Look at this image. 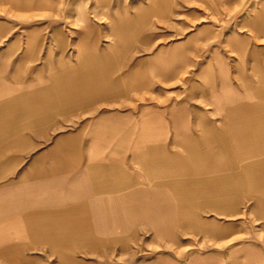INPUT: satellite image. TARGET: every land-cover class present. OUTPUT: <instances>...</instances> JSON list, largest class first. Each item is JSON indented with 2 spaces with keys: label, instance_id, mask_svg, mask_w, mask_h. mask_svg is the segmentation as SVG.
Masks as SVG:
<instances>
[{
  "label": "rangeland",
  "instance_id": "374dc122",
  "mask_svg": "<svg viewBox=\"0 0 264 264\" xmlns=\"http://www.w3.org/2000/svg\"><path fill=\"white\" fill-rule=\"evenodd\" d=\"M155 1L0 0V70L6 72L18 63L21 73L36 78L35 68L45 70L59 58L74 61L78 44L92 53V63L116 68L110 79L146 83L121 84L84 97L22 130L29 144L3 157L11 162L6 179L28 178L36 168H47L52 161L48 152L56 138L77 133L81 150L74 158L77 168L91 164L96 154L99 159L117 160L135 177L142 158L134 148L139 143L134 139L155 133L170 144L171 139L179 138L171 119L181 113L188 123L179 129H192L194 139L214 150L206 153L213 156L210 159L224 166L223 170H209L208 174L193 171L191 175L196 189L203 187L200 177L209 179L207 186L229 189L224 213L200 211L216 226L204 232L183 224L174 233H156L149 223L134 222L127 232L104 235L106 242L96 247L77 234L72 237L77 244L65 247L64 262L264 264V204L259 200L263 190L256 191L258 205L250 211L247 180L240 182L244 175L247 179L250 163L249 167L257 170V186L264 185V167H257L256 156L258 144L264 147V121L249 123L253 139L249 153L255 156L254 163V157L247 158L245 151L236 150L233 144L230 127L233 122L236 128L243 126L242 117L233 122L228 117L233 108L243 111L250 104L257 115L263 106L259 94L264 88V29L254 20L264 8V0H160L166 10L149 13L142 25L136 24L139 9L153 7ZM27 30H38L44 44L33 57L20 61ZM158 115L164 123L155 122ZM94 123H116L122 134L129 130L132 134L123 136L125 140L112 150L111 143L108 147L102 144L103 139L113 138L109 131L92 138ZM228 200H235V205H228ZM93 214L92 221L84 222L88 233L96 227ZM245 248L256 253L258 262L241 252ZM60 256L49 244L27 237L11 242L6 250L0 248V264H61Z\"/></svg>",
  "mask_w": 264,
  "mask_h": 264
},
{
  "label": "crops",
  "instance_id": "0c3cea01",
  "mask_svg": "<svg viewBox=\"0 0 264 264\" xmlns=\"http://www.w3.org/2000/svg\"><path fill=\"white\" fill-rule=\"evenodd\" d=\"M162 9L166 10L160 0H156L153 7L139 9L136 24L142 25L147 14H161ZM42 44L44 37L38 30H27L20 61L33 57ZM46 47L48 50L50 45ZM76 49L74 61L59 58L45 70L35 68L36 78L21 73L18 63L6 72L0 70V179H4L0 184V248L6 250L11 242L27 237L45 242L60 251V262L66 264L65 247L77 244L72 239L73 236L78 237L77 234L88 245L96 247L106 242L104 235H111L114 231L127 232L130 223L134 222L149 223L156 233H174L177 226L182 227L183 224L211 232L209 227L216 226V222L202 217L200 211L224 213V197L229 189L224 185L221 188L207 186V177H200L203 187L196 189L192 185L191 175L193 171L208 174L209 170H223L224 166L210 159L213 156L206 153L214 150L208 149L202 140L198 142L194 139L192 129H179L182 123H188L181 113L171 119L179 138L171 139L170 144L155 133H143L140 138L134 139L139 142L134 148L139 150L138 155L142 158L141 170L135 177L124 171L117 160L108 157L99 159L96 154L91 164L77 168L74 158L81 152L80 133H77L56 138L48 152L52 161L47 168H36L28 178L6 179L11 162L3 157L10 151H21L29 144L28 138L21 134L22 130L44 115L121 84L127 87L137 83L146 84L145 80H130L129 84L112 80L109 76L116 71L114 66L92 63V53L78 44ZM259 99L263 106H259L257 115L250 104L247 110L233 108L228 111L231 122L235 118L243 119V126L236 128L233 122L230 127L233 144L236 150L245 151L247 158L254 157V163L255 156L248 155L253 142L249 123L256 120L262 124L264 121V88L260 91ZM155 122L162 124L164 120L158 115ZM104 131H109L113 138L103 139L102 144L108 147L111 143L112 150L125 140L123 136L132 134L130 130L122 134L121 126L116 123L92 124L93 139ZM146 141L153 143L145 144ZM198 150H202L201 154L194 155ZM256 156L257 167H264L261 166L264 165V149ZM207 157L210 161H207ZM249 166L245 173L247 179L244 175L240 182L247 180L251 211L253 207L256 210L258 205L256 191L259 189L263 190L259 191L263 195L259 200L264 204V185L257 186V170ZM209 194L212 196L209 197ZM234 201L228 200L226 203L233 205ZM92 212L96 227L92 228V233H88L89 227L84 222L92 221ZM241 252L258 262L256 253L250 249L245 248Z\"/></svg>",
  "mask_w": 264,
  "mask_h": 264
},
{
  "label": "bare ground",
  "instance_id": "6f19581e",
  "mask_svg": "<svg viewBox=\"0 0 264 264\" xmlns=\"http://www.w3.org/2000/svg\"><path fill=\"white\" fill-rule=\"evenodd\" d=\"M254 23H255V25L256 26H258V27H260V28H262V29H264V8L261 10V12L258 14V17L256 18V20H254ZM262 146L260 145V146H258V150L257 151H259V153H261L262 152V150L264 149V147H263V149L261 148ZM261 148V149H260ZM250 152H251V149H250ZM253 152V151H252ZM258 153V154H259ZM248 155H251L250 153H249V150H248ZM250 164V163H249ZM248 164V165H249ZM226 199V198H225Z\"/></svg>",
  "mask_w": 264,
  "mask_h": 264
}]
</instances>
